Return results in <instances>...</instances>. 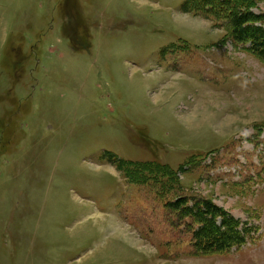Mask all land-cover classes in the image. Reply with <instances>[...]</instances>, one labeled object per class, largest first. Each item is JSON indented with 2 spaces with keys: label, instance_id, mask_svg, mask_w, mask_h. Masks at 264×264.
Here are the masks:
<instances>
[{
  "label": "rangeland",
  "instance_id": "obj_1",
  "mask_svg": "<svg viewBox=\"0 0 264 264\" xmlns=\"http://www.w3.org/2000/svg\"><path fill=\"white\" fill-rule=\"evenodd\" d=\"M200 1L0 0V264H264V60ZM180 197L246 241L198 251Z\"/></svg>",
  "mask_w": 264,
  "mask_h": 264
},
{
  "label": "trees",
  "instance_id": "obj_2",
  "mask_svg": "<svg viewBox=\"0 0 264 264\" xmlns=\"http://www.w3.org/2000/svg\"><path fill=\"white\" fill-rule=\"evenodd\" d=\"M201 2L213 7L215 16L225 21L234 39L245 44L249 43L252 51L264 60V13L257 14L252 11L256 7L255 0H203ZM158 163L156 159L141 162L123 159L118 161V165H121L126 173L131 171V176L142 177V179H136L140 182H145L146 172L150 176H154V173L155 176L164 174L170 179L177 177L166 163L162 165ZM167 205L175 209L185 208L184 211L188 212V216L193 217L196 223L192 235L193 245L198 251L225 252L234 245L243 244L246 241L248 228L239 229V221L211 200L180 197L174 202L169 201Z\"/></svg>",
  "mask_w": 264,
  "mask_h": 264
}]
</instances>
